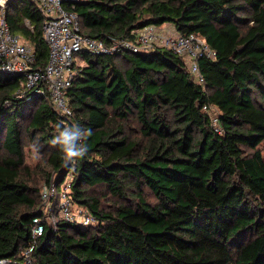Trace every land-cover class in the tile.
Wrapping results in <instances>:
<instances>
[{"label": "trees", "instance_id": "1", "mask_svg": "<svg viewBox=\"0 0 264 264\" xmlns=\"http://www.w3.org/2000/svg\"><path fill=\"white\" fill-rule=\"evenodd\" d=\"M81 32L130 39L170 24L205 39L203 85L183 57L82 52L67 90L72 117L46 99L19 98L20 77L0 72V258L30 244L41 186L73 172L69 195L96 226L46 225L33 264H264V0H65ZM11 32L47 61L43 16L10 0ZM215 108L220 133L204 106ZM91 129L84 158L65 163L56 125ZM42 156L40 172L26 148Z\"/></svg>", "mask_w": 264, "mask_h": 264}, {"label": "built area", "instance_id": "2", "mask_svg": "<svg viewBox=\"0 0 264 264\" xmlns=\"http://www.w3.org/2000/svg\"><path fill=\"white\" fill-rule=\"evenodd\" d=\"M10 0H0V71L20 75L17 96L46 99L51 107L63 116L72 117L67 90L78 73L80 53L94 55H116L126 52L150 53L165 49L185 59L187 68L195 82L203 85L204 76L199 66L200 58H215L203 36L181 35L170 24L149 25L133 31L130 39L104 41L81 32L79 17L64 8L65 0H31L40 10L43 22V39L47 46V61L40 64L34 47L22 37L11 32L5 18V6ZM210 114L211 124L219 129L217 110L204 106ZM73 172L66 177L60 188L51 181L41 190L43 201L40 215L31 225L30 244L18 256L0 258V264H33V253L42 237L45 226H56L59 221L96 226L97 218L89 209L75 204L69 195Z\"/></svg>", "mask_w": 264, "mask_h": 264}, {"label": "clouds", "instance_id": "3", "mask_svg": "<svg viewBox=\"0 0 264 264\" xmlns=\"http://www.w3.org/2000/svg\"><path fill=\"white\" fill-rule=\"evenodd\" d=\"M57 134L49 141L53 148L63 153L65 163L74 162L77 158H84L89 151L86 138L92 135L91 129H82L79 124L62 126L56 125Z\"/></svg>", "mask_w": 264, "mask_h": 264}, {"label": "rangeland", "instance_id": "4", "mask_svg": "<svg viewBox=\"0 0 264 264\" xmlns=\"http://www.w3.org/2000/svg\"><path fill=\"white\" fill-rule=\"evenodd\" d=\"M166 24V23H165ZM83 62H81L82 64ZM22 80V78L20 79ZM215 113H217L215 111ZM261 150L262 153L264 155V144L261 145ZM26 163L32 167L33 169H35L36 173H41L39 167L41 168L43 162L42 156L37 152L36 148L34 146H27L26 148ZM46 183H43V185L41 186V189L44 187ZM43 204V201H42Z\"/></svg>", "mask_w": 264, "mask_h": 264}, {"label": "crops", "instance_id": "5", "mask_svg": "<svg viewBox=\"0 0 264 264\" xmlns=\"http://www.w3.org/2000/svg\"><path fill=\"white\" fill-rule=\"evenodd\" d=\"M172 26V25H171ZM172 27H174V26H172Z\"/></svg>", "mask_w": 264, "mask_h": 264}, {"label": "water", "instance_id": "6", "mask_svg": "<svg viewBox=\"0 0 264 264\" xmlns=\"http://www.w3.org/2000/svg\"><path fill=\"white\" fill-rule=\"evenodd\" d=\"M1 72V71H0ZM18 76V75H17ZM20 76V75H19Z\"/></svg>", "mask_w": 264, "mask_h": 264}]
</instances>
